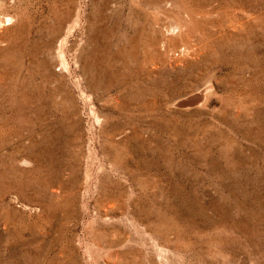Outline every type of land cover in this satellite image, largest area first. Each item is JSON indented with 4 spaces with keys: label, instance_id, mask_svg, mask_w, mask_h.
Returning a JSON list of instances; mask_svg holds the SVG:
<instances>
[{
    "label": "rangeland",
    "instance_id": "374dc122",
    "mask_svg": "<svg viewBox=\"0 0 264 264\" xmlns=\"http://www.w3.org/2000/svg\"><path fill=\"white\" fill-rule=\"evenodd\" d=\"M0 264H264V0H0Z\"/></svg>",
    "mask_w": 264,
    "mask_h": 264
},
{
    "label": "water",
    "instance_id": "95a60500",
    "mask_svg": "<svg viewBox=\"0 0 264 264\" xmlns=\"http://www.w3.org/2000/svg\"><path fill=\"white\" fill-rule=\"evenodd\" d=\"M217 74L216 70L212 71L194 91L173 100L168 106L186 110L192 108H208L211 104L219 100L221 96V89L216 84Z\"/></svg>",
    "mask_w": 264,
    "mask_h": 264
},
{
    "label": "bare ground",
    "instance_id": "6f19581e",
    "mask_svg": "<svg viewBox=\"0 0 264 264\" xmlns=\"http://www.w3.org/2000/svg\"><path fill=\"white\" fill-rule=\"evenodd\" d=\"M172 28V27H171ZM169 29V28H168ZM100 30V29H99ZM92 37H94V36H92ZM99 38V37H98ZM98 49V48H97ZM94 53V52H93ZM148 70V69H147ZM198 84V83H197ZM148 120V119H147Z\"/></svg>",
    "mask_w": 264,
    "mask_h": 264
}]
</instances>
